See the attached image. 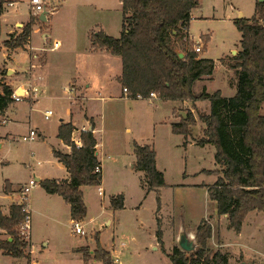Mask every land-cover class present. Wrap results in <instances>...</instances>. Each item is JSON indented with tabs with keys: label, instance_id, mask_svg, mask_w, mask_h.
Returning <instances> with one entry per match:
<instances>
[{
	"label": "rangeland",
	"instance_id": "374dc122",
	"mask_svg": "<svg viewBox=\"0 0 264 264\" xmlns=\"http://www.w3.org/2000/svg\"><path fill=\"white\" fill-rule=\"evenodd\" d=\"M257 1L199 0V6L192 9L191 42L186 50L193 51L200 44L203 48L201 57L211 58L216 63L213 79L206 84L207 93L221 90L224 97L234 95L235 88L229 84L236 78L234 71L227 67L241 50L240 33L233 24L238 18L234 10L250 19ZM14 2L16 5L9 7L0 20V40L6 36V24L19 19L28 20L27 25L33 20L36 29L45 27L52 33L46 48L52 47L50 40L55 37L60 47L55 54L48 53L55 55V68H58L54 72L56 86L53 92L40 87L43 93L35 102L12 103L5 124L0 127V201L4 180L11 178L17 183L27 182L30 165H34V170L44 168L49 147L58 143L55 136L58 118L66 117L67 109L72 110L78 125L83 124L84 114L93 119L104 171L102 196L98 195L97 187H82L87 211L85 218L78 222L85 235L73 233V224L68 222L69 211L64 207H53L50 214L47 210L42 213L46 208L44 202L30 201L32 257L40 264H83L81 252H92L99 243L109 251L113 261L117 257L121 264H171L167 254L173 248H179L182 237L187 245L192 246L190 251L184 252L189 255L194 251L196 229L204 220L211 226V240L206 243L211 253L219 250L227 254L228 264H264V214L249 212L241 231L235 233L228 228L226 217L216 215L215 203L209 199L207 186H212L217 179L215 173L210 172L215 168L216 149L195 143L202 135L197 113L207 114V110L190 102H181L175 111V102L122 100L121 86L114 79L121 72L119 58L91 47L92 33L102 31L113 38L120 37L122 14L119 0H46V10L56 12L51 14L48 24L39 22L38 16L32 15L30 0ZM23 27L13 28V35H20ZM36 34L35 42L41 41L40 34ZM178 47V52L183 53L180 43ZM232 49L236 51L233 55ZM23 58V55L16 56L15 60ZM220 60L227 64L225 69L228 72ZM3 68L0 66V84H12L14 89L16 73L10 72L6 76L7 70ZM72 81L80 87L90 85L89 89L80 88L85 90L83 99L80 95L71 102ZM192 91L198 93L199 84L194 85ZM261 108L260 113L264 116V103ZM47 109L53 112L49 121L42 117V112ZM189 114L196 122L188 128V140L195 144L184 145V138L172 133L170 125L174 121L173 115L178 123L184 116L187 119ZM29 129L41 130L42 137L34 142L22 141L23 134ZM75 133V138L80 137V132ZM6 134L8 137L4 138ZM134 145H149L155 151L157 168L164 173V183L168 185L159 194L143 191L139 186L140 174L131 168L135 163ZM38 160L42 162L41 167L36 166ZM38 190V187H32L31 199ZM118 195L123 197L124 209H108L110 199ZM22 198L20 193V203ZM157 230L161 233L162 243L155 237ZM21 238L28 242L24 250L28 257L30 241ZM46 239L50 244L44 247ZM21 260L0 257V264H24Z\"/></svg>",
	"mask_w": 264,
	"mask_h": 264
},
{
	"label": "trees",
	"instance_id": "16d2710c",
	"mask_svg": "<svg viewBox=\"0 0 264 264\" xmlns=\"http://www.w3.org/2000/svg\"><path fill=\"white\" fill-rule=\"evenodd\" d=\"M7 0H0V15ZM121 5V35L113 38L103 32L91 34V47L109 52L121 60L122 72L117 79L128 98L137 95L146 98L155 93L157 99L169 102L209 101V114L197 113L205 125L204 137L197 145L210 144L216 149L215 164L218 174L212 186H207L210 201L216 204V215L228 219V228L239 233L249 212L264 214V116L260 110L264 103V2L255 3V13L250 19H235L233 24L241 34V51L232 57V64H225L234 71L236 92L223 98L219 92L211 95L192 91L196 80L211 77L215 63L199 58L200 53L188 52L190 45L189 24L191 10L199 0H119ZM38 20V19H37ZM34 21L25 25L20 35H9L3 47L20 49L31 37ZM202 38V42H204ZM178 43L183 57L178 56ZM203 49V48H202ZM186 50V52H185ZM6 72V71H5ZM4 72V74H5ZM3 74V75H4ZM0 114L11 101L12 89L0 84ZM171 125L172 133L188 136V128L195 125L193 115ZM93 129V128H92ZM74 127L71 122L62 123L57 136L69 147V154L53 152L69 172L68 180H42L39 185L49 194L61 196L70 206L73 223L86 216L82 187H95L101 183V172L96 157V139L92 131L79 133L81 146L72 141ZM134 168L144 173L147 191H158L164 186V175L156 168V153L148 146L134 145ZM4 190L8 191L7 185ZM113 210L123 209V197L118 195L109 201ZM23 206H11L10 215L0 211V229L10 236L11 242L1 243L0 249L7 256L25 259L28 242L22 240L19 230L25 218ZM211 226L202 221L196 229L197 245L189 255L175 247L167 254L171 264H228V256L211 251L206 243L211 239ZM157 242L162 243L161 233L156 231ZM82 263L114 261L99 243L94 251H82ZM240 264H244L241 262Z\"/></svg>",
	"mask_w": 264,
	"mask_h": 264
},
{
	"label": "crops",
	"instance_id": "0c3cea01",
	"mask_svg": "<svg viewBox=\"0 0 264 264\" xmlns=\"http://www.w3.org/2000/svg\"><path fill=\"white\" fill-rule=\"evenodd\" d=\"M7 1H8V3L3 5L2 14L0 15V20L3 19V16L5 15V13L7 12V9L9 7H14L16 5V2H14V0H7ZM253 1H255V0H253ZM198 6H199V4L197 5V7ZM254 6H255V3H254ZM197 7H195V8H197ZM120 8H121V5H120ZM234 11L236 12L237 17H239V15H240L241 18H243L242 13H240L237 10H234ZM254 12H255V10H254ZM55 13H56L55 11H54V13L48 12V14L46 15L47 16L46 22H41L39 20V15H38V21L43 23V24H46V23L48 24V22L50 21V17H52V15H54ZM191 17H192V19H194L193 15H192V10H191ZM26 21H28V20H26ZM26 21L16 19L13 22V24H11V23L10 24H6V29H7L6 33H5L6 36H5V38L3 40H0V44L4 40H6L9 35L15 34V30H13V28L23 27L26 24ZM44 28L45 27H39V28L36 29L35 26H33L32 27V33H31L32 35H31V37L29 38L27 43L24 44L20 49L10 50V49H7L5 47H1L0 48V56L3 58V61L0 62V66L4 67L3 69L7 70V75L6 76H8V74L10 72L16 73V75H15L16 79H15V82H14L15 85H13L15 88L14 89L11 88V89H12V93L14 92L16 95H18V96H20L22 98V101L26 100V101L35 102L39 98V95L43 93V91L40 89V87H42L44 89H48L49 91L53 92V89L56 86V82H55L56 79L54 77V72L58 68L57 67L55 68L56 62H54V58H53L55 55H49L48 53L55 54V52L59 51L58 49H59L60 45L58 43V38H56L54 36L55 38L50 40V43H51V45H53V43L57 42L58 43L57 48H55V50H52L51 49L52 47H50L48 49L46 48V45H47L50 37L52 36V33L50 31H48L46 28L45 29ZM21 30L22 29H20L19 34H20ZM37 32H38V34H40L41 41L38 40V42H35V35H37L36 34ZM103 33L105 35H108L105 32H103ZM16 34H18V33H16ZM108 36H110V35H108ZM189 38H190V36H189ZM240 40H241V34H240ZM240 40H239V43H240ZM196 43H200V41L196 42ZM233 52H236V51H234V49H232L231 55H233ZM239 52H237V53H239ZM21 55H23V57H24L23 59H21L20 61H18V59L15 60L16 56L18 57V56H21ZM115 57L119 58L118 56H115ZM199 58H203V57H201V55H200ZM203 59H207V58H203ZM210 59H208V60H210ZM23 61H24V63H22ZM119 61H120V66H121L120 58H119ZM221 65L225 69V65H223L222 63H221ZM214 71L215 70H213V72L211 74V77H202L201 79L196 80L194 85L199 84V91H198V93L194 92L195 94H200V93L204 92L205 94L211 95L212 93H214V92H212L211 94L207 93V88H206V84L211 82V80L213 79ZM121 72H122V66H121ZM121 72H120L119 75H116L114 77L115 81H117V79L120 77ZM226 72H228V71L226 70ZM70 84H71L70 85L71 92H73V97L70 98L71 102H72V99L74 101L80 95H82V98L80 97L81 99L84 98L83 97L84 96L83 92L85 90L83 89L81 91L80 88L81 89L82 88H85V89H89L90 88L89 84L84 85V87H80L78 84L75 83V81H72ZM5 85H8V84H5ZM194 85H193V87H194ZM11 86H12V84H11ZM33 86L36 87L38 89V91H39L37 99H34V100L28 96V92L30 90V87H33ZM120 86H121V84H120ZM229 86H231V88L234 87L235 88V92H236V80H234L232 82V84H229ZM215 92H219L220 96L223 97V98H229V97L233 96L232 95V96H229V97H224V96H222V91L221 90H216ZM235 92H234V94H235ZM0 94H1V90H0ZM120 97H121L122 100L131 101L130 100L131 98L123 96V94H122V86H121ZM145 100L149 101V99L136 100V101L143 102ZM150 101L160 102V101H163V100L156 98V99H153V100H150ZM12 103H19V102H14L11 99L10 103L7 105L5 110L0 114V127L5 124V123L3 124L2 122L3 121L6 122L5 118H8V114L7 113L10 110V106L12 105ZM180 103L181 102H177V103L174 104L175 105V111H176V109H177V107H178V105ZM184 104H187V103L184 102ZM195 105H196L197 108H201V107L205 108L207 110V112H208L207 114H209V111H210V103H209V101H196ZM84 106H85V102H84ZM82 109H83V106H82ZM48 110L49 109H47L45 111H48ZM45 111L42 112L43 119H44L43 114H44ZM49 111H51V110H49ZM52 116H53V112H52L51 117L48 118V120H46V119H44V120L49 121V120H51ZM65 116L66 117H64V118H58L59 122H58V125H57L56 135H55L57 140H58V143L55 146L51 145L49 147V149H48V159L44 160V162H43L45 164L44 168H41V170H34V168H35L34 165H30L27 168V172H29L28 176H27V180L29 181L30 178H33L35 180V182H36L35 186L39 188L38 192L32 194V199H31V194H30L31 191L28 192V194H27V206H28L29 214L31 212L30 206H29L30 205V201L33 200V199L34 200H41V201L44 202L46 208L43 209L42 213H44V211L47 210L49 212V214H50L53 211V207H54V209H57L59 206L64 207L66 210L69 211L68 222H70V224L72 225L73 222L70 219V211H71L70 206L65 203V201L63 200V198L61 196H58L56 194H49V193H47L44 190V188H41L40 185H39V183L42 180L59 181V180H68L69 177H70L69 172L66 170V168L58 160H56L54 158V155L52 154L53 152H57V153L60 152V153H63V154H69V151H70L69 147L64 145L62 140L57 136L58 128H59V126L62 123H69V122L72 123V125L74 127V132L71 135L72 139L75 138V136H74L75 132L76 133L77 132H81V131H83V129L88 130L90 127L93 128L91 131H92V134L94 135V137L96 139L95 153H96V157H97V159L99 161V166H100V170H101V183L98 186H95V187H97V192L99 190H101V192L103 193V189H102L101 186H102V182H103V178H104V171L102 170L103 166H102L101 159L99 158V156H100L99 142H98V139H97V137L95 135V132H94L95 131V123H94L93 119L92 118H88L84 114L85 120H84L83 124L78 125L75 122V119H73V113H72L71 109H67L66 110V115ZM173 116H174V121L171 123V125L172 124H177V119H176L175 115H173ZM199 129H200V132L202 134V135H200V138H199V139H201V138L204 137L203 130L205 129V125L202 122L199 125ZM29 130H35V132L37 134V137L38 138L42 137L41 136V130L40 131H39V129L38 130L37 129H29ZM29 130H28V132H29ZM27 133L23 134V136L26 135ZM181 136L184 138V143H183L184 145L185 144H190L191 145V144H195V143L197 144V141H195V143L194 142H190L188 140V136H186V137L183 136V135H181ZM7 137H8V134H6V136L4 138H7ZM1 139L2 138H0V142H1ZM1 145H2V143H0V146ZM205 146H207V147L210 146V147H212L214 149V147L212 145H210V144H206V145H204L202 147H205ZM132 151H133V149H132ZM133 153H134V151H133ZM134 158H135V154H134ZM134 161H135V159H134ZM155 161H156V159H155ZM41 165H42V162H40L38 160L36 162V166L37 167H41ZM214 166H215V168L213 169V171H210L211 173H215L214 171H216L218 169V166H216L215 163H214ZM131 168L140 174V176H139L140 177L139 178V186H141V189L144 191V189L146 188V186L144 184V179H145L144 178V173L141 172V171L136 170L134 168V163H132ZM156 168H157V164H156ZM158 171H159V169H158ZM159 172H161V171H159ZM161 173H163V172H161ZM163 175H164V173H163ZM215 175H216V177H218V174L215 173ZM28 181L27 182L24 181L23 183H17L14 180H12L11 178H8V179L4 180L3 186H2V194H3V196L1 198L2 200L0 201V211H1V214L4 217L8 218V216L10 215V211H11V206L12 205L20 204V202H19V194L22 193V190H23L24 186L28 183ZM5 185H7V189H8L7 193L4 190ZM166 186H168V185H166L164 183V186L162 188H160L158 191H156L155 193L159 194V192H161L162 189H165ZM31 189H32V187L30 188V190ZM82 189L83 188H81V190ZM98 195H99V192H98ZM99 196H102V194L99 195ZM213 203H215V202H213ZM108 204H109V202H108ZM215 207H216V204H215ZM108 209H111L110 208V204L108 206ZM123 209H124V207H123ZM219 218H223V216H220ZM29 222H30V218H29ZM107 224H110V222H108ZM30 230H29V237H28V241H30L29 256L26 257L25 259L21 260V261H23L24 264H35V263L40 264L36 260V258L32 257V251H31L32 240H31V231ZM0 242L1 243H9V242H11V238L9 237V235L6 236L5 232L3 230H1V229H0ZM43 243H44L43 244L44 247H46L47 245L50 244V241L47 240L46 242H43ZM122 246H124V244H122ZM155 248L156 247L153 246V249H155ZM72 254H75L76 256H79L77 253H73L72 252ZM0 257H9V256L5 255L3 253V251L0 249ZM114 261H115L116 264H121V262L118 260L117 257L114 258Z\"/></svg>",
	"mask_w": 264,
	"mask_h": 264
},
{
	"label": "built area",
	"instance_id": "2783aa9c",
	"mask_svg": "<svg viewBox=\"0 0 264 264\" xmlns=\"http://www.w3.org/2000/svg\"><path fill=\"white\" fill-rule=\"evenodd\" d=\"M45 5H46V0H30V9H31L32 15L37 17L41 13L43 7H45V9H46ZM57 46H58V43L55 42V43H53L51 49L55 50V48H57ZM201 50H202V46L200 44H197L196 47L194 48V51L197 53H200ZM70 92H71V90H70ZM38 93H39L38 89L33 86V87H30V90L28 92V96L34 100V99H37ZM122 94L124 97L125 96L128 97L126 88L122 89ZM11 99L14 102H21L22 101V98L20 96L16 95L14 92L11 94ZM135 99L136 100H143V99L153 100V99H156V95H155V93L151 92V93H149V95L146 98L137 95L135 97ZM51 115H52V112L49 110L45 111L43 114L44 119H46V120H48V118L51 117ZM2 123L4 124L5 121H3ZM83 131H87V130L83 129ZM37 138L38 137H37L35 130H29V132L22 137V141L33 142ZM72 141H73L74 145H76L77 147L81 146V141H80L79 137L73 138ZM94 170H95V172H98V173L101 172L99 165H96ZM35 185H36L35 180L33 178H30L28 183L24 186V188L22 190V197H23L22 200L23 201L20 203V205L23 206L22 211L25 214V218H24L23 224L19 228V234L21 237H23V239L28 238L29 230H30V223H29L30 214H29L27 203L25 201H27V194L30 191V188L35 186ZM98 192H99V195L102 194L101 190H99ZM73 233L75 235H77V234L85 235L83 228L79 222L73 223Z\"/></svg>",
	"mask_w": 264,
	"mask_h": 264
},
{
	"label": "water",
	"instance_id": "95a60500",
	"mask_svg": "<svg viewBox=\"0 0 264 264\" xmlns=\"http://www.w3.org/2000/svg\"><path fill=\"white\" fill-rule=\"evenodd\" d=\"M258 2H264V0H258ZM48 14V11L45 9V7H43L41 13L39 14V20L41 22H46V18H47V15ZM241 16L239 15L238 19H240ZM234 53V52H233ZM178 56L179 58H182L183 57V54L182 53H178ZM185 118V116H184ZM92 128L90 127L87 131H91ZM186 239L185 237H182L181 239V242L179 243V248L182 249L183 251H190L192 249V246L191 245H187L186 243Z\"/></svg>",
	"mask_w": 264,
	"mask_h": 264
}]
</instances>
